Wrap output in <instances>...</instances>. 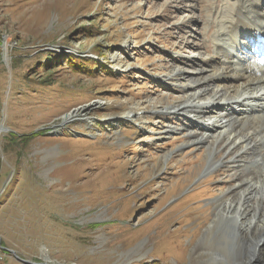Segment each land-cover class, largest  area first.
I'll use <instances>...</instances> for the list:
<instances>
[{"label": "rangeland", "instance_id": "obj_1", "mask_svg": "<svg viewBox=\"0 0 264 264\" xmlns=\"http://www.w3.org/2000/svg\"><path fill=\"white\" fill-rule=\"evenodd\" d=\"M237 4L0 0L2 264H215L194 251L226 184L165 110Z\"/></svg>", "mask_w": 264, "mask_h": 264}, {"label": "bare ground", "instance_id": "obj_2", "mask_svg": "<svg viewBox=\"0 0 264 264\" xmlns=\"http://www.w3.org/2000/svg\"><path fill=\"white\" fill-rule=\"evenodd\" d=\"M263 3L238 0L232 18L223 25L227 37L218 41L215 56L199 58L201 65L188 75L183 102L165 110L167 115L187 120L183 145L202 150L205 174L217 169L215 177L226 184L211 201L210 223L194 251L197 255V250L213 249L209 259L215 264H264ZM240 51L250 53L243 62L234 57ZM88 110L73 111L64 121ZM176 130L164 129L159 134L167 136Z\"/></svg>", "mask_w": 264, "mask_h": 264}, {"label": "built area", "instance_id": "obj_3", "mask_svg": "<svg viewBox=\"0 0 264 264\" xmlns=\"http://www.w3.org/2000/svg\"><path fill=\"white\" fill-rule=\"evenodd\" d=\"M3 261H4V254H3L2 250H0V264H2Z\"/></svg>", "mask_w": 264, "mask_h": 264}, {"label": "water", "instance_id": "obj_4", "mask_svg": "<svg viewBox=\"0 0 264 264\" xmlns=\"http://www.w3.org/2000/svg\"><path fill=\"white\" fill-rule=\"evenodd\" d=\"M25 264H30V263H28V262H24Z\"/></svg>", "mask_w": 264, "mask_h": 264}]
</instances>
